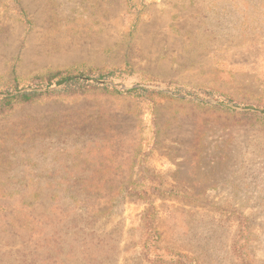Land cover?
Returning a JSON list of instances; mask_svg holds the SVG:
<instances>
[{
	"label": "rangeland",
	"instance_id": "obj_1",
	"mask_svg": "<svg viewBox=\"0 0 264 264\" xmlns=\"http://www.w3.org/2000/svg\"><path fill=\"white\" fill-rule=\"evenodd\" d=\"M0 264H264V0H0Z\"/></svg>",
	"mask_w": 264,
	"mask_h": 264
},
{
	"label": "trees",
	"instance_id": "obj_2",
	"mask_svg": "<svg viewBox=\"0 0 264 264\" xmlns=\"http://www.w3.org/2000/svg\"><path fill=\"white\" fill-rule=\"evenodd\" d=\"M77 82H81V83H88L90 82V80L87 78V77H84V75H80L79 77H70V78H65L63 80H61L60 82H58L57 85H62L64 84V88H62V90H66L68 87H70L72 84H75ZM49 87V86H47ZM134 91H148L142 87L138 88V89H129L126 91V93H132ZM174 93H181L182 90L180 89H174L173 90ZM35 91L32 90V91H24L22 93H19V96H21L22 100L23 101H28L30 99L31 96L35 95ZM186 95H193L192 93H185Z\"/></svg>",
	"mask_w": 264,
	"mask_h": 264
}]
</instances>
